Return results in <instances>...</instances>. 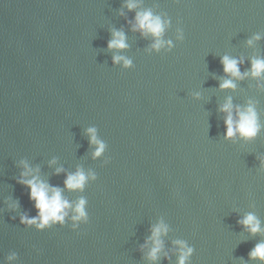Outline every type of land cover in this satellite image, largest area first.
Segmentation results:
<instances>
[{"label":"water","instance_id":"obj_1","mask_svg":"<svg viewBox=\"0 0 264 264\" xmlns=\"http://www.w3.org/2000/svg\"><path fill=\"white\" fill-rule=\"evenodd\" d=\"M135 2L0 0V264H178L176 241L192 249L186 264H264L249 257L264 242V74H250L264 60V0ZM149 10L168 22L158 50L133 30ZM113 31L125 49L108 48ZM224 56L242 61V78ZM229 98L254 106L256 137L225 138ZM89 128L105 145L96 158ZM25 163L73 206L83 198L87 220L69 209L43 229L22 223L38 214L18 183ZM77 170L95 179L69 190ZM249 214L261 232L239 223ZM160 223L152 261L145 242Z\"/></svg>","mask_w":264,"mask_h":264},{"label":"clouds","instance_id":"obj_2","mask_svg":"<svg viewBox=\"0 0 264 264\" xmlns=\"http://www.w3.org/2000/svg\"><path fill=\"white\" fill-rule=\"evenodd\" d=\"M130 11L138 7L135 0H126L124 5ZM123 15V13H121ZM167 21H162L159 16H154L152 12L143 11L137 12L135 16V23L133 30H140L144 35H151L155 38V43L152 45L154 49H160L163 46V41L160 39ZM112 39L108 42V48L111 49H125L127 47L125 43V35L122 31H113ZM260 39L259 36H255L252 40L248 41L249 45H252L253 40ZM169 46H171L169 42ZM114 62H124V66L128 67L131 65V61L125 59L123 56H114ZM242 61L224 56L221 59V63L224 66V72L230 74L235 78H242V74L239 70L238 64ZM244 73L243 75H248ZM250 74L253 77H261L264 74V60L253 59ZM221 89H234L235 84L231 79L223 80L220 84ZM220 111L225 114L224 124L226 128L225 138L231 139L237 134L243 139H252L257 136L260 131V125L258 123L257 113L254 106L249 103L248 107L241 109L239 107H233L231 99L221 106ZM88 135L90 137V144L96 145V150L93 152V157H99L104 151L105 145L103 142L97 139L96 129L89 128ZM55 163V161H52ZM24 171L21 173V178L18 183L24 185L29 189V199L34 202V207L37 209V217L28 218L27 216L21 217V222L27 225H35L38 229H43L50 226L52 223L60 222L63 223L66 216L69 214L71 209L73 215L71 216L72 221H86L87 214L85 211L86 201L81 198L75 206H73L68 200L62 197L61 189L58 187L51 186L46 182L42 181L38 175L33 174V170L28 167L25 163L23 165ZM38 172V169L35 170ZM63 169L58 168L56 170L59 174ZM31 176V179L27 177ZM91 177L95 179L92 173L87 176L82 170H77L74 174H69L65 180V187L69 190H82L86 180ZM240 224L246 226L250 233L256 234L262 231L260 228L259 220L252 214L247 215L243 220L239 221ZM76 227V224H73ZM168 229L163 223L155 225L151 229V236L149 240L145 242V246L150 242L152 244L151 250L148 253V258L152 261L158 259V254L161 252L163 242L161 237L167 233ZM179 246L180 255L178 264H186L192 249L186 247L182 241L175 242ZM251 259H259L264 262V242L257 244L249 253ZM14 256H9L8 259H14Z\"/></svg>","mask_w":264,"mask_h":264}]
</instances>
